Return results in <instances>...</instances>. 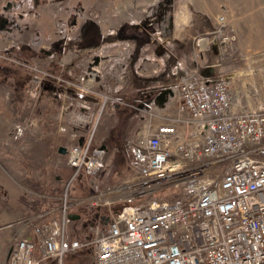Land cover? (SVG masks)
Wrapping results in <instances>:
<instances>
[{
    "label": "rangeland",
    "instance_id": "rangeland-1",
    "mask_svg": "<svg viewBox=\"0 0 264 264\" xmlns=\"http://www.w3.org/2000/svg\"><path fill=\"white\" fill-rule=\"evenodd\" d=\"M233 21L245 24L255 36L264 32V0H0V264H8L17 239L35 237L36 228L58 218L64 205L70 215L79 216L71 219L72 237L93 241L92 224L99 213L108 211L104 205L93 207L89 198L128 177L117 183L103 181L105 171L118 167V158L107 159L105 147H98L104 149L108 163L101 175L75 177L60 146L86 143L92 132V141L102 138L108 147L122 145L118 144L121 107L126 114L149 108L148 115L159 122H172L178 116L177 98L166 105L157 104L155 98H118V80L126 62L118 60V47L129 53L134 48L146 58L155 52L162 59L169 56L167 62L177 69L181 58L193 61L201 54L206 68L217 46L199 39L212 36L222 25L235 33ZM131 35L145 40L119 38ZM262 51L223 56L231 69L233 65L247 69L235 80L248 84L255 96L263 95L250 83L252 74H264ZM38 71L43 81L33 97L29 89ZM100 91L107 98H93ZM84 101L91 110L83 108ZM20 122L25 133L15 138L14 126ZM171 191L158 195L171 197ZM95 256L90 243L66 255L63 264H96Z\"/></svg>",
    "mask_w": 264,
    "mask_h": 264
},
{
    "label": "built area",
    "instance_id": "built-area-1",
    "mask_svg": "<svg viewBox=\"0 0 264 264\" xmlns=\"http://www.w3.org/2000/svg\"><path fill=\"white\" fill-rule=\"evenodd\" d=\"M201 40H212L222 57L233 55L236 36L223 25ZM37 73L33 97L43 81ZM166 88L181 117L147 124L133 138L131 174L88 197L108 211L92 224L93 241L72 237L64 205L35 237L14 242L8 264H63L90 243L96 264H264V104L235 106L228 77H183L156 93ZM25 129L16 124L14 137ZM92 135L67 147L75 177L98 178L106 167L104 149H91ZM166 189L171 197L158 195Z\"/></svg>",
    "mask_w": 264,
    "mask_h": 264
},
{
    "label": "crops",
    "instance_id": "crops-1",
    "mask_svg": "<svg viewBox=\"0 0 264 264\" xmlns=\"http://www.w3.org/2000/svg\"><path fill=\"white\" fill-rule=\"evenodd\" d=\"M232 28L236 36L235 49L233 54L263 52L262 50H264V32L259 33L257 36H255L254 34H250L249 32H247L248 27H246L245 24L241 26L238 21H233ZM123 37H119L120 40H132L136 42V40H133V37ZM154 42L155 41L153 40V43ZM135 51L133 48V53H129L123 46L118 47V60L121 64H123V61H126L125 64L122 65L123 67L121 69V74L124 73L122 74L123 77L118 80V89L116 91V94H118L119 97L157 98L159 95L156 93L157 88L171 86L183 77L188 76H201L211 78L228 77L233 81L235 106L255 107L259 104H264V74H252V78L250 79L251 85L258 87L260 94H263L261 96L252 95L250 93V90L246 88L248 84L243 83L242 85H239V83H237L235 80L236 78L240 79L241 71L247 69L241 68L240 70V68L237 69L234 65L232 66L234 68L231 69V65L228 64L230 61H225V57H221L220 49L218 47L215 48V51L211 52L209 61L210 65L206 68H203L201 65V54L193 58L194 62L190 60L186 61L184 57L181 58V60L179 61V64H181V68L177 69L175 66H170L167 62L169 56L162 59L161 56L155 52L150 55V58H146L144 54H138V52ZM146 59L148 62H145ZM93 98H107L106 92L100 91V93H98L96 97ZM149 103L150 102L146 103V105L148 107H151V103ZM124 109L125 107L119 108V112L123 115V117H118V133L122 130L119 136L120 139H118V144L121 143L122 145L119 144L118 147H114V145L108 147L107 145H105L102 138H97L96 140L94 139L91 144L92 150L98 147H105L107 149V159H112L113 157L118 158V167L111 168L102 174L103 181L106 183H117L131 174L130 161L133 156V150L132 145L128 146L127 150H124L126 142L129 139V141H131L132 138L137 136L141 132V130L150 122L154 127L162 123V121L159 122L158 120H156L153 114L151 115L150 113V115H148V112L150 110L149 108H142L140 109V111L131 112L129 114H126L128 112ZM186 116L187 114H184V117ZM178 117H181L180 113L177 117L173 118V121H176ZM99 118L100 120L98 126L102 121V117L99 116Z\"/></svg>",
    "mask_w": 264,
    "mask_h": 264
},
{
    "label": "water",
    "instance_id": "water-1",
    "mask_svg": "<svg viewBox=\"0 0 264 264\" xmlns=\"http://www.w3.org/2000/svg\"><path fill=\"white\" fill-rule=\"evenodd\" d=\"M10 5V3L8 4V6ZM7 6V7H8ZM174 95V92H173V90L171 89V88H166V89H164L159 95H158V97L156 98V102L159 104V105H164V104H166L168 101H169V99H170V97L171 96H173ZM59 151L61 152V153H67V147H65V146H60V148H59ZM71 218L72 219H77V218H79V216L78 215H71Z\"/></svg>",
    "mask_w": 264,
    "mask_h": 264
},
{
    "label": "flooded vegetation",
    "instance_id": "flooded-vegetation-1",
    "mask_svg": "<svg viewBox=\"0 0 264 264\" xmlns=\"http://www.w3.org/2000/svg\"><path fill=\"white\" fill-rule=\"evenodd\" d=\"M124 31L121 30L119 33L122 34ZM117 37V36H116ZM131 37H133L134 39H137L139 40L140 42H144L145 38L143 37H138V36H135V35H131ZM118 38V37H117Z\"/></svg>",
    "mask_w": 264,
    "mask_h": 264
},
{
    "label": "trees",
    "instance_id": "trees-1",
    "mask_svg": "<svg viewBox=\"0 0 264 264\" xmlns=\"http://www.w3.org/2000/svg\"><path fill=\"white\" fill-rule=\"evenodd\" d=\"M13 50H10L9 52H8V54L10 55V53L12 52ZM15 51V50H14ZM13 53V52H12ZM27 54H30L28 51H27ZM17 57L19 58V59H21L22 58V56H20L18 53H17ZM23 60H25V61H28V60H26V59H24V58H22Z\"/></svg>",
    "mask_w": 264,
    "mask_h": 264
}]
</instances>
